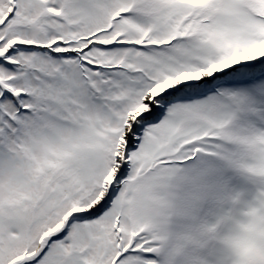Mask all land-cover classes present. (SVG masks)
<instances>
[{"label": "snow or ice", "instance_id": "1", "mask_svg": "<svg viewBox=\"0 0 264 264\" xmlns=\"http://www.w3.org/2000/svg\"><path fill=\"white\" fill-rule=\"evenodd\" d=\"M0 264H264V0H0Z\"/></svg>", "mask_w": 264, "mask_h": 264}]
</instances>
